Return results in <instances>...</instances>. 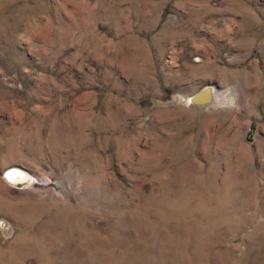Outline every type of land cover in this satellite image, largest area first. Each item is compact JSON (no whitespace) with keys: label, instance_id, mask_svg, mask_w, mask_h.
Listing matches in <instances>:
<instances>
[{"label":"rangeland","instance_id":"1","mask_svg":"<svg viewBox=\"0 0 264 264\" xmlns=\"http://www.w3.org/2000/svg\"><path fill=\"white\" fill-rule=\"evenodd\" d=\"M0 264H264V0H0Z\"/></svg>","mask_w":264,"mask_h":264},{"label":"water","instance_id":"2","mask_svg":"<svg viewBox=\"0 0 264 264\" xmlns=\"http://www.w3.org/2000/svg\"><path fill=\"white\" fill-rule=\"evenodd\" d=\"M209 90L210 89L208 87H206V88L202 89L200 91V93L194 94V96H193L194 97V100H195L194 102H196V103H202V102H208V101H210L211 98H212V93L210 94V91ZM15 169H16V171L14 172L15 173L14 175L10 174V172H7L6 175H7L8 178L11 179L13 176L15 178H20L24 174V170L23 169H21L19 167H15Z\"/></svg>","mask_w":264,"mask_h":264},{"label":"bare ground","instance_id":"3","mask_svg":"<svg viewBox=\"0 0 264 264\" xmlns=\"http://www.w3.org/2000/svg\"><path fill=\"white\" fill-rule=\"evenodd\" d=\"M209 88V87H208ZM211 88V87H210ZM209 88V89H210ZM213 88V87H212ZM210 91V94L213 92V93H215V91L214 90H209ZM217 92V91H216ZM198 93H200V92H198ZM198 93H196V94H198ZM193 96V95H192ZM192 96H189V94H183L182 95V99L184 100V103H187V104H191L190 102H192V101H195L194 100V97H192ZM190 101V102H189ZM16 171V169H15V167H12L11 169H9V171L8 172H10V174H12V175H14L15 172ZM27 172H25L24 171V174L20 177V178H15L14 176L11 178L13 181H16V180H23V179H25L26 178V176H27Z\"/></svg>","mask_w":264,"mask_h":264}]
</instances>
